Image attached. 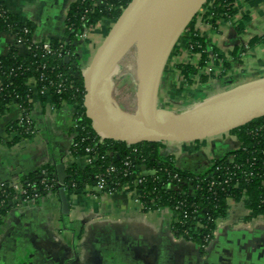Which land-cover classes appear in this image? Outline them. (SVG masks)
Instances as JSON below:
<instances>
[{
    "label": "crops",
    "instance_id": "1",
    "mask_svg": "<svg viewBox=\"0 0 264 264\" xmlns=\"http://www.w3.org/2000/svg\"><path fill=\"white\" fill-rule=\"evenodd\" d=\"M74 2L4 0L15 18L31 26L34 43L64 37L65 16ZM232 8V15L214 26L195 19L193 29L204 43L208 61L187 81L176 66L198 68L200 56H171L160 84V108L183 112L264 77V0H234ZM243 18L247 21L237 32ZM103 23L90 29L80 43L87 63L111 26ZM12 41L0 30V56ZM203 75L206 81L200 78ZM30 103L26 116L33 132L26 137L7 128L19 117L16 105L0 112V185L19 182L45 166L59 173L75 160L69 151L77 132L76 105L67 101L55 105L48 92L34 94ZM239 144L235 135L226 133L194 143H162L159 155L174 157L180 169L198 171ZM75 161L83 166L81 158ZM141 173L152 174L144 169ZM88 187L58 191L22 206L11 203L0 222V264H264V215H254L242 199L228 200L226 215L215 220L211 242L201 253L194 241L173 236L171 211L143 209L138 190L103 193Z\"/></svg>",
    "mask_w": 264,
    "mask_h": 264
},
{
    "label": "trees",
    "instance_id": "2",
    "mask_svg": "<svg viewBox=\"0 0 264 264\" xmlns=\"http://www.w3.org/2000/svg\"><path fill=\"white\" fill-rule=\"evenodd\" d=\"M93 2L94 0H75L69 6L65 16L64 37L59 40H48L53 49L65 43V51L72 53L68 63L55 56L44 54L40 49L41 43L36 44L39 47L37 50L24 56H19L13 45L9 46L4 56H0V112L11 105H16L24 110L26 117L31 107L27 83L30 79L35 78L37 90L45 87L55 105L63 101L73 102L76 105V113L79 115H74V117H77L83 130L76 132L70 147L71 157L76 160L87 154V149L97 157L90 166L83 165L81 167L75 160L68 164L63 171L62 184H60L53 166H45L35 172L27 173L21 177L19 183L31 192L33 188L37 189L41 197L46 194L40 186L43 180L52 185L53 193L58 192L60 188L82 191L85 186H92L95 182V175L104 173L107 166L111 164L116 168V171L108 177V187L118 189L127 186L129 190L133 188L134 178L124 174L126 169L124 162L129 161L130 166L127 168V173L135 166H142L145 170L155 172L154 175L145 176L144 180L137 185L136 190L140 193V202L149 210L165 208L171 211L174 214V221L171 223L173 236L194 241L200 246V252L203 253L211 242L215 220L223 218L227 213L229 199L239 200L244 194L246 199L243 202L252 207L253 214L264 215V188L259 185L260 177L264 174V117L229 132L237 137L240 147L225 155L217 156L213 160V165L198 171L178 169L175 167L174 157H161L159 148L162 147V143L160 142L127 146L125 143L99 138L91 129L90 121L84 115L82 79L75 75L80 72V57L75 55L77 45L74 43L77 42L76 37L85 29L89 30L101 21L113 23L130 0H101L100 5L96 7H93ZM233 3L234 0H208L202 11L196 15L183 32L172 56L180 55L181 44L187 45V49H190L191 53L200 56L198 68L186 64L176 66L187 81L191 75L198 74L199 69H202L208 61L204 43L193 29L195 19L201 17L214 26L219 19H225L232 15ZM4 6V0H0V9H3ZM246 21L247 19L243 18L238 22L237 32L244 27ZM24 28L29 31L27 35L23 34ZM0 30L11 31L16 37L21 36L28 43L32 42L31 26L26 22L21 23L11 13H1L0 11ZM214 54L216 53L213 52ZM42 65L46 66L44 70L40 69ZM68 70L75 74L72 73L70 76L67 73ZM61 73L72 81L74 88L69 90L68 84H65V89L57 93L53 83L59 81L58 75ZM41 75L47 76V81H40ZM200 78L206 81L207 76L203 75ZM29 126L30 123L27 121L23 122L21 127L17 126L16 120L7 124V128L17 137L31 135L32 133L24 130ZM134 149L136 152L133 151ZM113 152L115 154L110 156V153ZM229 157H232L231 161H228ZM249 172L259 174L258 178L248 180ZM174 174H177L181 181H189L195 189L185 194V187L182 188V191L168 187L178 184L173 179ZM211 182L214 185H211ZM12 197L13 191L10 187H0V202H3L2 208H0V222L11 207ZM261 200H263L262 203ZM201 211L205 212L204 217H199L197 214Z\"/></svg>",
    "mask_w": 264,
    "mask_h": 264
},
{
    "label": "water",
    "instance_id": "3",
    "mask_svg": "<svg viewBox=\"0 0 264 264\" xmlns=\"http://www.w3.org/2000/svg\"><path fill=\"white\" fill-rule=\"evenodd\" d=\"M207 1L130 0L81 75L84 115L95 134L127 146L194 143L264 117V77L183 112L158 106L160 84L169 59L183 32ZM134 45H138L136 106L130 114L113 99L112 74ZM61 171L56 173L60 184L64 169ZM63 191L59 189V193Z\"/></svg>",
    "mask_w": 264,
    "mask_h": 264
},
{
    "label": "built area",
    "instance_id": "4",
    "mask_svg": "<svg viewBox=\"0 0 264 264\" xmlns=\"http://www.w3.org/2000/svg\"><path fill=\"white\" fill-rule=\"evenodd\" d=\"M100 1L101 0H94L93 7H96V6L100 5V3H101ZM0 11H1V13H3V12L4 13H10V11L7 9L6 6H4L3 9H0ZM84 13H86V11H84ZM81 20H83L82 17H81ZM20 22L24 24V22H22L21 20H20ZM113 23H111V25ZM22 31H23L24 35H27L29 33V31L26 28H24ZM88 31L89 30L85 29L83 33L79 34L76 37L77 38V42H76L77 44L81 43L82 41H84L86 39ZM6 32H8L13 37V41H12L11 45H13L17 49V54L19 56L27 55L31 51H35V50H37L39 48L38 45H36L37 43H34V42L28 43L25 38H23L21 36L20 37H16L11 31H7L6 30ZM181 45L182 46L180 48V50H181L180 54H182V53H184V54L185 53H191L189 51L190 49L189 50L187 49V45H183V44H181ZM64 46H65V43H62L57 48L53 49L48 41H44V42L41 43L40 49H41L42 52H44V54L55 56L57 59L64 60L65 62L68 63L70 61V57H71L72 53H70L69 51H65ZM45 68H46V66L42 65L40 69L44 70ZM84 68L85 67H80L79 74H75V75L76 76L78 75L79 77H81ZM67 73L70 76H72V72L70 70H68ZM58 76L60 78L59 81H57L56 83H53L57 93H59L61 90L65 89V84H68V89L69 90H72L74 88L72 81H70L63 73L59 74ZM40 81H42V82L43 81H47V76L41 75ZM48 83L51 84L50 81H48ZM36 84H37V80L35 78L30 79L28 81V83H27L28 91L30 92L29 102L32 101V96L34 94L35 95H44L45 92H48L45 87L41 88L40 90H37V85ZM0 86H1V82H0ZM83 96H84V90H83ZM82 102H83V97H82ZM18 110H19L20 114H19V117L16 119L17 126L21 127L23 125V122L27 121V122L30 123V126L26 127L24 130H25V132L29 131L30 133H32L33 131H32L31 122L29 121V118L27 116L26 117L24 116V110L23 109H20L18 107ZM75 115H79V114L76 113ZM78 121H79L78 119H77V122L75 121V128H76L77 132L83 130V128L79 125ZM97 136L99 138H101V139H104V138H102L99 135H97ZM239 147H240V144H239ZM133 151L136 152L135 149ZM86 152H87V154H85V155H83V156H81L79 158L82 159L84 166H90L91 164L94 163V161L96 160L97 157H96L95 154L92 155V152L89 149H87ZM70 153H71V151H69V155L71 156ZM113 154H115V152L110 153V156H112ZM231 160H232V157H229L228 161H231ZM210 165H213V161L209 164V166ZM124 166L126 167V169L124 170V174L125 175L128 174V175H131V176L134 177L133 178V182H132V187H133L132 189H136L137 185H139L144 180L145 176H150V175H143L141 173V171L144 169L142 166H135L134 169L133 170L131 169L129 173H127V168L130 166V162L129 161H125L124 162ZM175 167H177L176 163H175ZM177 168L180 169L179 167H177ZM115 171H116V168L113 165H111V164L108 165L104 173L95 175V177H94L95 182L92 185V188L95 189L98 192H103V193H113V192H115L118 189H127V186H123V187H120L118 189L117 188L108 187L109 186L108 185V177L110 176V174L114 173ZM148 171H150V170H148ZM151 172H152L151 175H154L155 172L154 171H151ZM258 175L259 174H257V173L249 172L247 174V176H248L247 179L248 180H252L254 178H258ZM173 179H175L178 182L177 185H173V186L169 185L168 186V187H172L173 190L182 191V188L185 187L186 188V190H185L186 193L185 194H187V193L192 192L195 189L194 185L190 184L189 181H181L177 177V174L173 175ZM211 185H214V183L211 182ZM259 185H260V187L264 188V174L260 177ZM40 186L42 187V190L46 193L45 196L54 194L51 191L52 185H49L44 180L41 181ZM0 187H2V188L10 187L12 189L13 197H12V199L10 201H11V203L15 204L16 206H22L23 204L33 203V202L39 200L40 198H42L41 195L37 192V189L33 188L32 192H31L28 188L23 187L19 182H15V183H13L11 185H7V184L3 183V184L0 185ZM87 188H89V187L85 186V189H87ZM196 189H197V186H196ZM241 199L244 201V199H246V196L243 194L241 196ZM262 202H263V200H261V203ZM140 204H141V207L143 209L149 210V208L146 207L143 203L140 202ZM151 204H153V203H151ZM2 205H3V202L1 201L0 202V208H2ZM160 209H165V208H158L156 210H160ZM197 214L199 215V217H204L205 216V212L204 211H201V212H199ZM198 226L200 227L202 225H198Z\"/></svg>",
    "mask_w": 264,
    "mask_h": 264
},
{
    "label": "rangeland",
    "instance_id": "5",
    "mask_svg": "<svg viewBox=\"0 0 264 264\" xmlns=\"http://www.w3.org/2000/svg\"><path fill=\"white\" fill-rule=\"evenodd\" d=\"M197 18H200V17H197ZM101 23H103V21H101L100 24ZM95 26L97 25H94L91 28V30ZM103 26H105V23H103ZM92 33H90V35H92ZM82 44L79 43L77 45L75 49V55L80 57L79 58L80 66L86 67L90 61L88 63L86 62V57L82 49ZM137 66H138V45H134L125 54V56L118 62L112 74L113 99L115 100L119 108H121L123 111L130 113V114L134 113L135 106H136L135 105L136 104L135 93H136V88H137V76H136ZM72 73L75 74L74 72Z\"/></svg>",
    "mask_w": 264,
    "mask_h": 264
},
{
    "label": "bare ground",
    "instance_id": "6",
    "mask_svg": "<svg viewBox=\"0 0 264 264\" xmlns=\"http://www.w3.org/2000/svg\"><path fill=\"white\" fill-rule=\"evenodd\" d=\"M134 53V52H133ZM135 54V53H134Z\"/></svg>",
    "mask_w": 264,
    "mask_h": 264
}]
</instances>
